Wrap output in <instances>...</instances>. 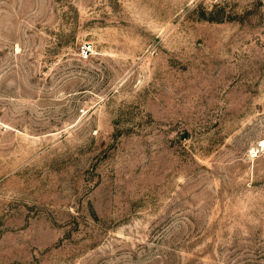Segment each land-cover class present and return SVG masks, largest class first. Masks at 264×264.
<instances>
[{"label": "rangeland", "instance_id": "rangeland-1", "mask_svg": "<svg viewBox=\"0 0 264 264\" xmlns=\"http://www.w3.org/2000/svg\"><path fill=\"white\" fill-rule=\"evenodd\" d=\"M0 264H264V0H0Z\"/></svg>", "mask_w": 264, "mask_h": 264}, {"label": "built area", "instance_id": "built-area-1", "mask_svg": "<svg viewBox=\"0 0 264 264\" xmlns=\"http://www.w3.org/2000/svg\"><path fill=\"white\" fill-rule=\"evenodd\" d=\"M86 51H87V50L85 49L83 52L86 53Z\"/></svg>", "mask_w": 264, "mask_h": 264}]
</instances>
